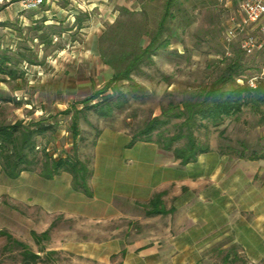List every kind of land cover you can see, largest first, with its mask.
<instances>
[{
	"label": "rangeland",
	"instance_id": "374dc122",
	"mask_svg": "<svg viewBox=\"0 0 264 264\" xmlns=\"http://www.w3.org/2000/svg\"><path fill=\"white\" fill-rule=\"evenodd\" d=\"M239 1L188 0L179 22L167 19L173 34L163 33L168 42L156 51L153 64L112 85L99 39L123 8L132 10L117 7L112 19L83 8L74 15L60 12L67 0L46 2L37 10H21V0L0 1V125H53L54 132L40 143L54 158L75 156V144L76 156L93 173L87 196L72 189L66 173L46 181L37 172H24L11 180L0 169V264H21L28 253L37 255L39 264H178L172 249L160 261L144 254V247L134 248L133 240L144 245L148 233L165 236L160 225L174 224L177 195L191 200L199 192L212 193L218 208L223 202L233 208L259 203L253 208L258 222L253 215L244 219L259 230V247H248L247 257L233 246L229 256L216 254L200 264H264V160L238 158L239 153L264 154V102L253 111L243 107L217 127L201 128L196 135L209 151L187 165L137 136L148 121L167 119L162 109L172 110L165 128L174 135L172 126L179 123L171 116L174 109L223 70L224 59L235 52L245 69L237 84L254 78L264 82L262 54L242 49L248 39L262 40L264 20L247 22ZM137 2L147 15L135 20L146 19L155 30L164 0ZM232 20L240 28L229 40ZM7 68L14 78L1 72ZM99 107L107 115H100ZM157 195L161 214L151 215Z\"/></svg>",
	"mask_w": 264,
	"mask_h": 264
},
{
	"label": "trees",
	"instance_id": "16d2710c",
	"mask_svg": "<svg viewBox=\"0 0 264 264\" xmlns=\"http://www.w3.org/2000/svg\"><path fill=\"white\" fill-rule=\"evenodd\" d=\"M143 1L146 4L155 2V0ZM187 1L164 0L163 13L155 30L149 28L146 19L144 22L135 20L139 14L142 17L147 15L144 7H141L138 12L124 8L121 10L117 21L108 26L99 39L100 58L112 69L110 85L124 80L128 81L131 75L139 72L143 66L153 64L152 57L156 51L168 42V39L163 40V33L167 32L169 37L173 34L167 19L179 22L177 16L183 12V5ZM124 16L129 17L126 22L122 20ZM119 31L124 35L121 33L117 37L110 35L112 32L118 33ZM143 39L146 40L144 45L142 44ZM224 60L223 70H220L207 83L193 89L189 98L174 109L176 113L171 116L179 121L172 126L174 135L169 136V131L165 128L171 124L168 117L172 110L162 109L161 114L167 119L148 121L137 136L143 137L144 142L154 143L161 150L170 152L182 165L194 163L198 156L207 153L209 147L203 146L196 135L201 128L217 127L226 118L230 119L231 116L241 113L243 107H249L253 111L264 102V82L256 81L254 89L250 88L246 81H243L242 85L237 84V79L245 71L241 54L235 52L234 57ZM1 72L15 77L11 69H1ZM105 110L106 108L99 107L96 111L105 116L107 115V110ZM47 132H54V126L40 123L25 126L22 122L0 125L1 172L11 180H16L24 172H37L46 181L66 173L72 178L74 191L90 196L89 181L93 173L88 164L76 156V145L73 143L75 156L66 155L54 158L47 146L40 143V139H44ZM154 132L157 134L153 135ZM72 135L73 142H75L78 136L76 124L72 126ZM181 141V145L174 146L175 143ZM238 158L252 161L264 160V154L257 155L253 152L245 157L243 153H239ZM160 204V196L157 195L150 203V206L155 209L150 213L151 215L161 214L157 210ZM28 254L30 255H23L21 264L40 263L37 255Z\"/></svg>",
	"mask_w": 264,
	"mask_h": 264
},
{
	"label": "crops",
	"instance_id": "0c3cea01",
	"mask_svg": "<svg viewBox=\"0 0 264 264\" xmlns=\"http://www.w3.org/2000/svg\"><path fill=\"white\" fill-rule=\"evenodd\" d=\"M20 4V9H25L22 0ZM117 7L139 11L137 0H67L65 6L58 9L60 12L66 10L67 13L74 15L78 8H83L97 11L103 18L114 19ZM11 10L10 5L5 12ZM220 196L225 200V194L221 193ZM176 198L174 224L168 225L165 222L160 225V231L163 230L166 235L159 238L148 233L149 241L144 245H138V242L133 240L134 248L144 247V254L160 261L166 260L170 256L168 250L172 249L178 264H200L205 263L203 258L216 254L229 256V250L233 246L241 247V252L247 257L250 256L248 247H259V230L244 220L246 216L253 215L255 216L253 222L256 223V220L258 222L259 214L256 212L257 209L253 208H258L259 203L249 208L239 203L240 207L233 208L231 202H223L218 208L212 193L206 192L193 193L191 200H184L183 195L180 198L177 195ZM251 262L254 263V260Z\"/></svg>",
	"mask_w": 264,
	"mask_h": 264
},
{
	"label": "built area",
	"instance_id": "2783aa9c",
	"mask_svg": "<svg viewBox=\"0 0 264 264\" xmlns=\"http://www.w3.org/2000/svg\"><path fill=\"white\" fill-rule=\"evenodd\" d=\"M50 1L53 0H22V4L26 10H37L44 3ZM238 6L240 13L247 22L255 24L264 20V0H240ZM234 22L235 21L232 20L233 27L227 32V38L229 40L235 37L236 28H240V25H234ZM260 33L262 35V40L260 42L248 39L243 42L242 49L247 53L259 51L264 58V26L260 28ZM261 75L264 78V64L261 69ZM248 86L253 89L256 88V79H251L248 82Z\"/></svg>",
	"mask_w": 264,
	"mask_h": 264
},
{
	"label": "bare ground",
	"instance_id": "6f19581e",
	"mask_svg": "<svg viewBox=\"0 0 264 264\" xmlns=\"http://www.w3.org/2000/svg\"><path fill=\"white\" fill-rule=\"evenodd\" d=\"M1 1V0H0Z\"/></svg>",
	"mask_w": 264,
	"mask_h": 264
}]
</instances>
